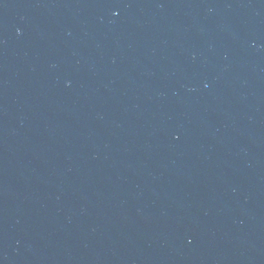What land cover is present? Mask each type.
Returning <instances> with one entry per match:
<instances>
[{
	"label": "water",
	"instance_id": "water-1",
	"mask_svg": "<svg viewBox=\"0 0 264 264\" xmlns=\"http://www.w3.org/2000/svg\"><path fill=\"white\" fill-rule=\"evenodd\" d=\"M0 264H264V0H0Z\"/></svg>",
	"mask_w": 264,
	"mask_h": 264
}]
</instances>
